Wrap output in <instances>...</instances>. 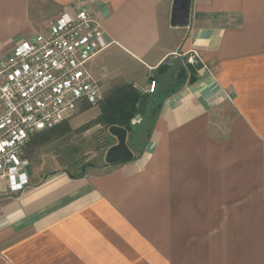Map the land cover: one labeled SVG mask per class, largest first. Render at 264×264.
<instances>
[{
	"label": "crops",
	"instance_id": "0c3cea01",
	"mask_svg": "<svg viewBox=\"0 0 264 264\" xmlns=\"http://www.w3.org/2000/svg\"><path fill=\"white\" fill-rule=\"evenodd\" d=\"M173 1L0 0V59L83 7L109 41L88 63L102 93L155 77L161 102L130 161L0 182V264H264V0H191L187 26ZM191 48L206 70L179 57Z\"/></svg>",
	"mask_w": 264,
	"mask_h": 264
},
{
	"label": "built area",
	"instance_id": "2783aa9c",
	"mask_svg": "<svg viewBox=\"0 0 264 264\" xmlns=\"http://www.w3.org/2000/svg\"><path fill=\"white\" fill-rule=\"evenodd\" d=\"M108 46L92 13L75 7L52 19L45 33L19 40L0 59V182L8 193L30 184L24 150L35 134L58 126L80 106L102 100L88 63ZM179 57L197 72L207 69L194 48ZM156 88L151 77L143 93L153 94Z\"/></svg>",
	"mask_w": 264,
	"mask_h": 264
},
{
	"label": "rangeland",
	"instance_id": "374dc122",
	"mask_svg": "<svg viewBox=\"0 0 264 264\" xmlns=\"http://www.w3.org/2000/svg\"><path fill=\"white\" fill-rule=\"evenodd\" d=\"M110 91L111 89H104L102 100ZM102 100L96 105L77 108L69 118L49 131L50 136L47 139L31 142V138L24 150V155L30 161V169L41 174L65 170L73 176H79L103 165L106 151L117 142L108 132L107 126L97 123ZM146 120L142 119L127 133L126 143L134 151L142 147L144 142L147 128L143 125ZM169 228L166 222L162 230L153 227L148 236L143 238V244L156 243V240L163 239L162 234L167 235ZM157 234L160 238H157ZM164 243L170 241L164 240Z\"/></svg>",
	"mask_w": 264,
	"mask_h": 264
},
{
	"label": "water",
	"instance_id": "95a60500",
	"mask_svg": "<svg viewBox=\"0 0 264 264\" xmlns=\"http://www.w3.org/2000/svg\"><path fill=\"white\" fill-rule=\"evenodd\" d=\"M190 4L191 0H174L173 1V10L171 16V23L173 26H187L189 23V13H190ZM174 65L172 60H167L158 68V74L165 73L169 68ZM179 70L175 74V84L179 86L186 80V70L183 63L180 61L178 63ZM147 99L142 98L139 101L137 114L132 119V123L139 121L142 118H147L151 120L153 104L150 103ZM147 106L149 107L148 113L146 112ZM108 132L113 135L117 143L108 148L105 153L104 161L106 164H114L120 162H127L133 159V152L128 147L127 140V131L124 127L121 126H110L108 127Z\"/></svg>",
	"mask_w": 264,
	"mask_h": 264
},
{
	"label": "trees",
	"instance_id": "16d2710c",
	"mask_svg": "<svg viewBox=\"0 0 264 264\" xmlns=\"http://www.w3.org/2000/svg\"><path fill=\"white\" fill-rule=\"evenodd\" d=\"M179 62L180 61L174 62V65L171 68H169L167 72L168 71L173 72L175 68L177 67L179 68L178 66ZM142 98L147 99V94L140 92L139 90L134 88L131 84H123L111 89V91L104 96V99L100 104V113L97 117V123L103 124L107 127L114 125L121 126L126 129L127 133L131 132L133 130V126L135 125V123H132V119L137 114L138 104ZM160 104H161L160 101L158 102L153 101V109H152L153 118L156 112L158 111ZM50 130L35 134L32 137L31 142L33 140H38L43 138L44 140L47 139L50 136L49 133ZM83 174L84 173H82L81 175Z\"/></svg>",
	"mask_w": 264,
	"mask_h": 264
}]
</instances>
